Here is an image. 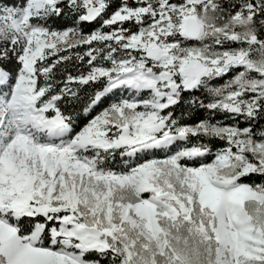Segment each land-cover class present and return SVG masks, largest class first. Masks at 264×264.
Listing matches in <instances>:
<instances>
[{
	"label": "snow or ice",
	"instance_id": "obj_1",
	"mask_svg": "<svg viewBox=\"0 0 264 264\" xmlns=\"http://www.w3.org/2000/svg\"><path fill=\"white\" fill-rule=\"evenodd\" d=\"M0 264H264V0H0Z\"/></svg>",
	"mask_w": 264,
	"mask_h": 264
},
{
	"label": "trees",
	"instance_id": "obj_2",
	"mask_svg": "<svg viewBox=\"0 0 264 264\" xmlns=\"http://www.w3.org/2000/svg\"><path fill=\"white\" fill-rule=\"evenodd\" d=\"M119 162V161H118ZM253 179H259L258 177H253Z\"/></svg>",
	"mask_w": 264,
	"mask_h": 264
}]
</instances>
